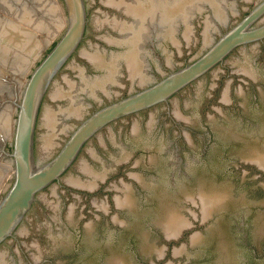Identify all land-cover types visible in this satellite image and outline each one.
I'll return each mask as SVG.
<instances>
[{
    "label": "flooded vegetation",
    "instance_id": "obj_1",
    "mask_svg": "<svg viewBox=\"0 0 264 264\" xmlns=\"http://www.w3.org/2000/svg\"><path fill=\"white\" fill-rule=\"evenodd\" d=\"M105 1L84 0L82 42L95 43L109 54L121 47L102 38L113 32L107 25L96 28L94 17L121 14ZM259 1L245 2L241 10L235 8L238 17L228 13L229 21L218 26L220 31L233 26ZM262 22L264 16L258 24ZM90 28L95 35H90ZM218 35L216 32L212 40ZM168 42L164 39L159 44L154 35L148 41L146 84L171 70L166 64ZM89 46L85 48H93ZM237 57L252 68H241ZM77 59L85 63L87 76L101 74L86 58ZM117 79L105 91L98 90L96 97L80 93L86 112L74 122L75 127L94 111L146 85L132 83L123 68ZM222 87L231 88L229 95L222 93ZM173 99L179 105L178 115L172 112ZM258 153H264V38L237 47L168 101L113 121L84 143L64 177L45 188L53 190L57 185L64 201L61 206L40 204L36 214L30 216L31 208L22 221L37 220L34 232L45 247L44 255L34 261L22 251L18 262L264 264V169L251 160ZM80 163L89 172L81 170ZM67 177L92 181L94 186L74 185ZM126 183L132 184L127 192L133 190L135 199L129 193L125 203L118 205ZM204 190L224 195L205 217L198 197ZM173 211L185 225L177 234L167 235L163 224ZM42 215L44 222L40 221ZM16 236L0 248L17 242L18 233Z\"/></svg>",
    "mask_w": 264,
    "mask_h": 264
},
{
    "label": "water",
    "instance_id": "obj_2",
    "mask_svg": "<svg viewBox=\"0 0 264 264\" xmlns=\"http://www.w3.org/2000/svg\"><path fill=\"white\" fill-rule=\"evenodd\" d=\"M255 1L106 0L105 3L121 15L102 17L96 14L95 26L101 29L107 25L113 33L103 34L102 38L110 45L120 46L121 50L105 54L95 43L82 42L86 29L84 0H58L64 27H58L56 38H47L42 58L27 64L21 83L6 97L3 105L0 162L10 165V170L0 187V246L10 238L17 239V233L18 241L0 248V264H24L19 263L22 251H27L34 261L44 255L45 247L34 232L35 226L38 227L35 225L37 220L22 221L31 208L30 216L36 214L40 204L46 203L53 208L61 206L64 201L57 185H53L56 191L45 188L60 181L84 143L94 134L113 121L168 101L212 70L237 47L264 38V22L258 24L264 16V0L256 3L233 26L220 31L228 13L232 17L236 15L235 8L241 10L245 2ZM90 12L93 14L94 11L91 9ZM201 17L203 23L200 26ZM232 19L235 18L230 21ZM89 31L90 35H95V29ZM216 32L218 38L212 40ZM152 35L157 37L159 44L164 39L170 41L165 52L166 64L171 70L146 84L149 81L145 70L149 54L147 43ZM188 44L190 48H187ZM89 45L93 48L86 49ZM199 50L204 51L194 56ZM78 57L86 58L101 74L87 76L84 73L86 65L78 61ZM189 58L184 65L182 62ZM235 61H240L241 68H252L250 64H242L245 61L238 57ZM122 68L132 83L146 85L94 111L75 127L74 122L81 120L86 112L80 93L96 97L98 90L105 91L111 83L119 82L117 75L122 73ZM221 91L229 95L231 88L222 87ZM173 102L172 112L178 115L179 105L176 106L174 99ZM251 160L264 169V153L256 154ZM82 164L80 169L89 172ZM66 180L78 186H94L92 181L70 177ZM129 184L132 185L126 183L122 187L118 205L125 203L129 193L135 199L133 190L127 192ZM43 190L38 202L37 197ZM198 197L205 217L224 195L219 191L204 190ZM40 221L44 222L43 215ZM183 225L182 217L175 211L163 224L167 235L177 234Z\"/></svg>",
    "mask_w": 264,
    "mask_h": 264
},
{
    "label": "bare ground",
    "instance_id": "obj_3",
    "mask_svg": "<svg viewBox=\"0 0 264 264\" xmlns=\"http://www.w3.org/2000/svg\"><path fill=\"white\" fill-rule=\"evenodd\" d=\"M1 11L9 12L13 17L7 14L3 17ZM58 27H64V23L57 0H33L32 2L4 0L1 2L0 73L7 72L9 69L21 75L26 73L27 64L40 57L47 38H54ZM1 85L0 94L4 89ZM2 109H0V129L3 127ZM9 170L10 165L0 162V187L8 177Z\"/></svg>",
    "mask_w": 264,
    "mask_h": 264
},
{
    "label": "rangeland",
    "instance_id": "obj_4",
    "mask_svg": "<svg viewBox=\"0 0 264 264\" xmlns=\"http://www.w3.org/2000/svg\"><path fill=\"white\" fill-rule=\"evenodd\" d=\"M4 0H0V4H1V2H3ZM30 2H32L33 0H29ZM58 1V0H57ZM6 12V13H5ZM1 13H2V15H3V17H4V15H6L7 14V16H11V17H13L12 16V14L11 13H9V12H7V11H1ZM57 34V33H56ZM54 38H56V35H55V37ZM42 55H43V52L41 53V55H40V57L38 58V59H40V58H42ZM37 59V60H38ZM10 71V72H9ZM3 72V71H2ZM0 74H2V75H0V85L1 84H4L5 86H3V85H1V87H3L4 89L1 91V94H0V109H2V107H3V105H4V102H5V99H6V97L19 85V83L22 81V79H23V77H24V75H25V73L23 74V75H21L20 73H16V71H14V70H8L7 72H3V73H0ZM12 75V76H11ZM21 75V76H20ZM4 76V77H3ZM11 78H10V77ZM23 76V77H22ZM21 79V81L19 82V80ZM19 82V83H18ZM6 83V84H5ZM5 87H7V89H5ZM4 90H6V91H4ZM3 91L5 92V93H3ZM3 110V109H2ZM1 112V111H0Z\"/></svg>",
    "mask_w": 264,
    "mask_h": 264
}]
</instances>
